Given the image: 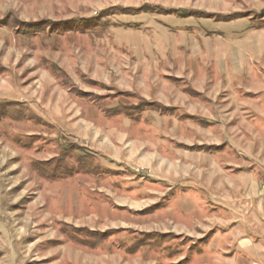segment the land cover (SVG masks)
Wrapping results in <instances>:
<instances>
[{
	"label": "rangeland",
	"instance_id": "obj_1",
	"mask_svg": "<svg viewBox=\"0 0 264 264\" xmlns=\"http://www.w3.org/2000/svg\"><path fill=\"white\" fill-rule=\"evenodd\" d=\"M263 180L264 0H0V264H248Z\"/></svg>",
	"mask_w": 264,
	"mask_h": 264
},
{
	"label": "crops",
	"instance_id": "obj_2",
	"mask_svg": "<svg viewBox=\"0 0 264 264\" xmlns=\"http://www.w3.org/2000/svg\"><path fill=\"white\" fill-rule=\"evenodd\" d=\"M259 195L261 197H264V180L262 182H260V189H259ZM264 211V210H262ZM255 245V244H254ZM235 249L238 251V253L240 254L241 253H246V260L249 259V260H252V258L254 256L253 253L251 251H254L256 250L257 251V246L255 245L252 246L250 242L248 243H242V242H237V245L235 247ZM252 249V250H251ZM226 259L224 260V264H232L234 260H236L237 258L234 259V257H231V256H227L225 257ZM255 259V258H254ZM244 260V259H243ZM252 262V263H251ZM251 262H249L248 264H264V241H262L261 239V243H260V246H259V257L256 258L255 260H252ZM239 264V262H236ZM241 264H245V262Z\"/></svg>",
	"mask_w": 264,
	"mask_h": 264
}]
</instances>
